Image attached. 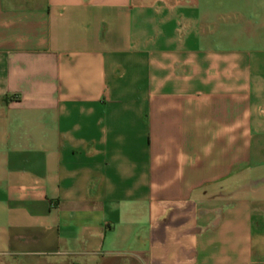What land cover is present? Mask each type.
<instances>
[{
  "label": "crops",
  "instance_id": "1",
  "mask_svg": "<svg viewBox=\"0 0 264 264\" xmlns=\"http://www.w3.org/2000/svg\"><path fill=\"white\" fill-rule=\"evenodd\" d=\"M0 264H264V0H0Z\"/></svg>",
  "mask_w": 264,
  "mask_h": 264
}]
</instances>
